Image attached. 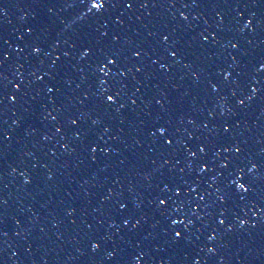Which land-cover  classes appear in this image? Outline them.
Listing matches in <instances>:
<instances>
[{
	"label": "water",
	"instance_id": "1",
	"mask_svg": "<svg viewBox=\"0 0 264 264\" xmlns=\"http://www.w3.org/2000/svg\"><path fill=\"white\" fill-rule=\"evenodd\" d=\"M0 264H264V0H0Z\"/></svg>",
	"mask_w": 264,
	"mask_h": 264
}]
</instances>
